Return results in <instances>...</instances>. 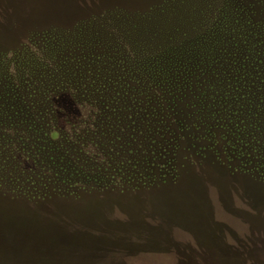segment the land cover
I'll return each mask as SVG.
<instances>
[{"label":"rangeland","instance_id":"obj_1","mask_svg":"<svg viewBox=\"0 0 264 264\" xmlns=\"http://www.w3.org/2000/svg\"><path fill=\"white\" fill-rule=\"evenodd\" d=\"M0 264H264V0H0Z\"/></svg>","mask_w":264,"mask_h":264},{"label":"clouds","instance_id":"obj_2","mask_svg":"<svg viewBox=\"0 0 264 264\" xmlns=\"http://www.w3.org/2000/svg\"><path fill=\"white\" fill-rule=\"evenodd\" d=\"M80 109H81V108H80ZM81 111H82L83 116H84V111H83V109H81ZM51 135H52V138H53V139H57V138H58V133H56L55 131H53V132L51 133Z\"/></svg>","mask_w":264,"mask_h":264},{"label":"trees","instance_id":"obj_3","mask_svg":"<svg viewBox=\"0 0 264 264\" xmlns=\"http://www.w3.org/2000/svg\"><path fill=\"white\" fill-rule=\"evenodd\" d=\"M186 89L184 88V90H183V95H182V97H180L178 100H184V98L186 97ZM171 111H173V110H171ZM176 112V111H175Z\"/></svg>","mask_w":264,"mask_h":264}]
</instances>
